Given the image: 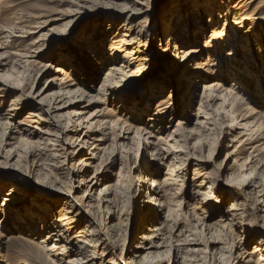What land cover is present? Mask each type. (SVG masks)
<instances>
[{"label":"rangeland","instance_id":"1","mask_svg":"<svg viewBox=\"0 0 264 264\" xmlns=\"http://www.w3.org/2000/svg\"><path fill=\"white\" fill-rule=\"evenodd\" d=\"M254 10L257 14L260 12L261 16L258 18H263L264 0H0V44L3 46V50H0V57L3 58L0 59V63L2 62V66L7 65L0 68V88L5 90L0 93V112L4 116L0 119L9 123L0 130V134L2 131L7 133L3 138L0 135V205L4 203L3 198L6 194L11 191L17 192L11 197V205L9 203L3 208L0 207V221L12 216L10 218L12 221H2L3 224L0 225V233H3L5 243L2 250L5 256L3 264H20L24 260H28L29 264H36L32 253L40 246L38 243L40 237L47 232L37 235V231H41L44 225L54 226V221L67 209L77 215L76 219L82 221L81 224L73 227L62 224L63 229L70 227L67 235L75 242L78 240L75 239L78 227H82L87 219H92L93 215L90 211H94L96 221L104 224L101 237L105 243L109 241L108 238H114L111 240L117 245L115 250L117 264H126L125 261H120L122 254L127 260L131 261L134 258L132 253L144 231L146 232L150 227L160 229L165 225L171 227L170 229L177 225L183 239H196L203 244L199 247L204 252L196 255V258H189L187 264H203L204 261L205 264H231L229 259L232 250L235 255L234 264H242L240 261L243 260L238 257L246 251H251L254 243L247 245L245 251H242L238 242L244 241L245 235L242 233L244 231L233 224L231 227L228 220L221 218V213L228 211L235 201L234 195L237 194L235 203L247 204L245 208L249 215L244 216L245 223L252 221L251 224H254L255 215L250 213L254 212L252 209L261 198L255 194L256 184H251L249 188L251 180L240 183L231 182V179L247 173V168H242L245 160L247 162L250 160L248 163L250 168H258V175L264 173V166L261 165V161H264V152L255 153L251 149L253 146H246V152L243 151L239 144L243 129L238 124H244L246 121L239 119L238 124L231 123V116L222 109L219 111L222 103L220 100L207 101L205 111L209 116L199 115L198 109L205 84L210 85L209 83L221 80L217 77V69L212 68L213 62H209L208 55L205 54L204 57L201 56L189 64V69L195 68L199 63L209 62V67L213 69L212 74L215 75L212 78L207 76L211 78L207 83L200 81L194 86L193 83L190 86L179 85L178 80L172 79L171 75L178 69L182 60H173L174 56L170 55V51L163 52L169 38L163 31L169 26L176 28L177 44L180 48L186 49L184 52L190 53L200 47L204 50L211 48L213 52V47L205 48V44L211 40L214 29L224 26L221 30L224 34L216 38L212 46L221 49L227 46V50H234L232 58H235V61L230 58L223 63L226 65L232 62L235 71H239V74L245 73V80L239 79V84L242 85H237L236 78L233 80V75H227V82L222 84L227 88L236 87V90H244L243 92L252 94L257 80L261 81L264 89V20L261 23L260 20L255 19V23L246 19ZM209 14L212 17H209ZM227 19L230 21L227 22ZM124 23L139 30V37L143 43L141 47L138 46L141 51L138 54H147L152 61H143L147 72L143 74V69L137 71L139 78L126 77L130 75L128 68H124L127 73L125 77L120 78V74L115 75L117 79L119 77V81L115 87L112 85L113 94L107 96L105 101L103 95L99 94V89L109 73L111 64L117 67L121 65L124 53L117 51L115 59L118 60L111 62L110 46L119 39L121 31L124 32L122 27ZM213 23L217 26H213ZM246 31H251V34L246 35ZM190 33H202L203 36L198 40L197 45L192 43V38L188 39ZM39 45L44 47H39L42 52L38 60L20 58ZM133 45L136 47V44ZM168 57L172 59L169 60ZM69 58H73L77 64L75 70L67 68L71 80L73 79L74 83L93 98L86 97L81 101L82 103L78 100L75 105H69L70 108H64L59 112L54 109L48 114L46 111L52 100H54L52 103L57 102L59 107L68 105V100L65 99L59 104L61 99L56 101L55 96L59 93L61 81L67 80L60 75L57 77L56 70L64 67V62ZM180 58H183L182 54ZM249 58L253 65L246 68L244 63ZM18 60L23 62L19 71L25 72L22 77L24 78L22 88L13 82L14 79H2L5 75H10L12 66ZM127 60L131 61V58ZM131 65V68L135 69L138 63L133 60ZM86 66L87 78L75 75L79 69L81 73V69ZM181 78L182 75L179 79ZM82 79L85 81L82 82ZM24 85L26 87L21 90ZM154 86L156 88H153ZM193 94L195 98L190 99ZM114 96L118 100L127 99L131 103L127 106L128 109L125 104L122 108L120 102L114 103L112 99ZM169 96H172V100L168 99ZM18 97L17 106L14 107L18 108L17 111L8 112L14 109V99ZM192 99L193 105L189 103ZM257 99H261L259 104L255 103L251 106L264 114V96L262 98L259 94ZM164 100L171 102L168 106L164 104L167 106L165 112L171 115L170 110L173 109L174 114L166 117L168 122L167 120L163 122L162 134L158 130H153L147 121L157 113L158 105ZM132 106L137 108V111L130 115L127 112L134 111ZM124 108L127 111H124ZM42 109L45 112L41 111ZM143 109L146 111L141 114ZM238 109L242 115L247 112L244 111L243 106L239 105ZM229 110L230 108L227 111ZM30 111L39 114L41 120H37L38 123H33L28 117ZM11 113H14V116ZM199 119L201 122L198 121ZM106 120L108 122L119 120L136 130L153 132L154 137L143 141L140 147L135 134H122L119 128L117 130L116 127L110 128V125H105ZM178 123L181 129L177 133L175 129L179 128ZM196 123H204V125L197 126ZM90 125L92 132L89 131ZM173 132L175 133L172 139L179 140V143L185 147L182 151H175L186 159L182 166V170L186 169L185 180L182 182L183 187L179 194L181 206L177 205L174 208L176 214L174 213L170 222H168L167 209L160 210L158 220L154 218L149 220V210L159 209L147 206L149 188L153 184H147V190L141 191L138 177L147 170H150L149 175L151 172H157L156 185H161L163 188L162 183L169 171L168 162L163 163L157 159L154 150L160 135L166 138ZM128 137L132 140L125 142ZM48 139L52 141L49 143ZM172 139L168 138L169 145L174 144ZM121 143H126V149ZM257 146L259 144L255 145ZM160 147L163 153L171 152L168 146ZM185 152H188V157L184 156ZM194 167H200L211 175L213 193L223 194L221 202L214 200L209 185L205 184L208 180H204V184L198 188L202 178H194ZM73 171L75 175L71 185H66L68 175ZM255 181L262 186L260 191L264 190V176H260ZM111 188L115 189L116 193L106 200V192ZM169 189L171 188L167 187L166 190ZM169 194L161 200L162 203L168 204ZM263 195L264 193L259 196ZM103 200L114 202L112 211L107 209L109 205ZM88 205L92 208H88ZM5 213H9V216H5ZM256 214L259 216L256 220L258 226L263 225L264 207L261 206V211ZM34 221L35 232L30 229ZM227 223L228 225L225 226ZM108 226L111 231L106 232L105 228ZM256 228L257 232H261L260 227ZM207 231H211L210 236ZM109 234L113 236L109 237ZM213 240H220L222 244L215 245L214 248L211 243ZM50 242L51 240L49 244ZM233 243H236L238 249H232ZM164 246L161 252L163 254L168 244ZM206 246H209V249H206ZM223 247L230 249L223 251ZM224 253H227L226 258H228L225 261L221 258ZM174 257V252L169 253L168 256L163 255L162 259H165L163 264H176ZM211 257H216V260H212ZM177 262L183 263L182 260Z\"/></svg>","mask_w":264,"mask_h":264},{"label":"bare ground","instance_id":"2","mask_svg":"<svg viewBox=\"0 0 264 264\" xmlns=\"http://www.w3.org/2000/svg\"><path fill=\"white\" fill-rule=\"evenodd\" d=\"M259 13L257 14L256 10H254L251 13L250 17L246 18V19L253 20L255 23H256V20H260V22L262 23L264 20V17L258 18V16H261ZM209 17H212V15H210ZM181 21H180V23L182 24ZM229 21L230 20L227 19V22H229ZM260 22H259V24H260ZM231 23H233V22H231ZM126 24L127 23H124L122 25V27L124 28V32L121 31L122 33H121V36L119 37V39L115 40V42H113L114 44H112L110 46L111 62L118 60V59H115V55L117 54V51L123 52L124 55H123L120 67H117L113 63L111 64L109 73L105 77V79L103 81V85L99 89V94L103 95V98L105 101L107 100V96H111L113 94L112 89H111L113 87L112 85H114V87H115V85L119 81L118 80L119 77L117 76L118 77V79H117L115 77V75L120 74L121 75L120 78L122 76L125 77L126 72H125L124 68H126V69L128 68L130 75L126 76V77H128L130 79L131 78L132 79L139 78L140 75H138L137 71H140V69H143V72H142L143 74L145 72H147V67L143 65V64H145L143 61H146V62H147V60L152 61L150 59L149 55L138 54L140 51L138 46L141 47L142 43H143V41L140 40V37H139L140 32H139V30H135L133 28V26H131V25L129 26V24L128 25H126ZM213 26H217L216 23H213ZM223 27L224 26H222V28ZM167 28L168 29H165L163 31V33L167 34L169 38L167 40L166 46H164L166 48H164L163 52H169L170 51V55H172V57L174 56L173 60H177V59L182 60V62L178 65V69L174 70V72L172 73V75H171L172 79L178 80L177 83H179V85H182V86L183 85L184 86H186V85L190 86L191 83H193L192 86H194V84H198L200 81H202L201 83H207L209 81V79H211L215 75V74H212L213 69H211V67H209V65H210L209 62H213L212 68L216 67L217 73H218L217 77H219L221 79L220 81L212 82V84L209 83L210 85L205 84L204 93L200 99V106L198 109L199 115L204 114L206 116H209L207 111H205V107H206L205 104L207 101H212L215 99L220 100L222 103H221V106L219 108V111L222 109L225 112H227V114H229L231 116V119H232L231 123H237L239 121V119H245V121H246L244 124H238L237 123L238 126H242V129H243V131L240 135L241 139L239 140L240 147L242 146L243 151L246 152V150H247L246 146H253V148H251V149H253L255 153L264 152V114L258 112L255 108H253L251 106L252 104H255V103H256V105L259 104V101L261 100V99H257V98H259V94L263 98V96H264L263 84H261V81L257 80L255 90H253L252 94L245 93V92H243L244 90H236V87L227 88L226 86H224L222 84L225 81L227 82V79H226L227 75L228 76L233 75V77H234L233 80L236 78L235 80L238 83L237 85H242V84H239V79L242 78L241 80H245V73L239 74V71H235V66L232 62H230L228 64L226 63V65L223 63V62H227L230 58H231V60L235 61V58L234 59L232 58L233 54H234V50L233 51H231L229 49L227 50V46H226V48L221 46L226 50H224L223 48L222 49L216 48L217 46L216 47L212 46L216 42V38H218L224 34L223 31L221 32L222 28L220 27V28L214 29L212 32V36L210 38L211 40L205 44V48L213 47V52L211 51V48H210V50H208V49L204 50L200 47L198 49L192 50L190 53L184 52V50H186V49L180 48L179 45L177 44L178 38H176L175 32H177L178 30H176V28H174L172 26H169ZM129 32H130V34H129ZM245 34L249 36L251 34V31L250 32L246 31ZM137 36L139 38H136ZM202 36H203L202 33L201 34L190 33L188 39L192 38V41H193L192 43L197 45L198 40H200ZM144 42L147 43V41H144ZM116 43H118L119 45L117 46ZM35 44H38V42L37 43L35 42ZM133 44H136V47H134ZM40 46H42V45L37 46L38 48L34 47L33 48L34 50H31L32 52H30V53L28 52V53H26L25 56H20V58H22V59H26V58L31 59L32 58V59L38 60L41 57V52H42L40 49L41 48ZM124 46H127V47L125 48ZM42 47H44V45ZM0 50H3V46L1 44H0ZM111 50L113 51V53H111L112 52ZM31 53H33L34 55L30 56L29 54H31ZM181 54L183 55V58H180ZM205 54L208 55V56L206 55L208 57V59H207L209 61L208 63H205V62H203L202 64L199 63V65L196 64L197 66L195 68L191 66L192 68L189 69V64L193 63L194 61H196L201 56L204 57ZM126 58L127 59L131 58V61L127 60ZM0 59H3V58L0 57ZM167 59L171 60L172 58L168 57ZM133 60H134V62L138 63V66H136L135 69L131 68L132 67L131 64H132ZM105 61H107V60H105ZM105 61H103V62H105ZM250 61H251L250 58L245 60L244 65L246 68H248L250 65H253V63H250ZM19 62H20V64H19ZM103 62H102V64H104ZM1 63H0V68L7 66V65L2 66ZM26 63H28V62H26ZM35 63L36 62H34V64ZM21 64H23L22 60H20V61L18 60V62H16L15 65L12 66L13 70L10 73V75H5L4 77H2V79H4V78L14 79L13 82H15L18 87L23 86L24 78H22V77H23L25 72L22 73L21 71H19L20 69H22ZM64 64H65L64 67H59L56 70V75H57V77H59V75H60V77L63 76L65 78H67V80H69V81H67V80L61 81L59 93L58 94L56 93L57 95L55 96V98H57L56 101L61 99L60 103L58 101L59 104H62L64 102V99L68 100V105L66 107H64V106L59 107V105L56 104L57 102L55 101L56 103H52L54 101V100H52L48 106V110L46 111V113H48V114H51L54 109H55V111L59 112L64 108H67V107L70 108L69 105H75L76 103H78L77 102L78 100H79V102H81V101L85 100L86 97L87 98L92 97L89 95V93H87V91L82 89V87H79V85L77 83H74L73 79L71 80V75L69 73H67V68H70V69L73 68L74 69V67L77 66V64H75V60L73 58L72 59L69 58L68 60H66L64 62ZM30 65H31V63H30ZM84 66L85 65H82V67H84ZM85 68H86V70H85ZM85 68L83 70L81 69V71H80L81 73H79L80 69L79 70L76 69V72H77V70H78V72L75 73V75L80 76V78L81 77L87 78V76H88L86 74L87 70H88L87 66ZM233 69H234V71H232ZM223 72H224V74L222 75ZM75 75H74V77H75ZM181 75H182V78L179 79ZM238 75H239V77H238ZM207 76L211 77V78H208ZM249 80H248V82H249ZM81 81L83 82L85 80L82 79ZM3 86H6V85L3 84ZM53 86H50V87H53ZM25 87L26 86L24 85L23 89H21V90H24ZM153 88H156V86H154ZM237 89H239V88H237ZM1 91H5V90L0 88V93H1ZM236 91H238V92H236ZM193 96H195V94L191 95L190 99ZM92 98L90 99V101L93 100ZM193 98H195V97H193ZM52 99H54V98H52ZM112 99L114 100L113 101L114 103L116 102L119 104V102H120V107H122L125 104L127 109H128L127 106L129 104H131L130 102L127 101V99L126 100H123V99L118 100L115 96ZM168 99L172 100V96L171 97L169 96ZM18 100H19V97L14 99L13 108L15 106H17L16 102H18ZM166 101L167 100H164L162 102V104L158 105V107H157L158 109L156 111L157 113H155L154 116H151L149 118V120L147 119L148 120L147 122L150 123V126L153 128V130H155V131L158 130L160 133L163 132L162 125H163V122H165L167 120L166 117H168V116L171 117L174 114V111L172 108H171L172 110H170L171 115H168V112H165L164 109H166L167 106L171 104V102H166ZM127 102H128V104H127ZM189 103H191L193 105V103H194L193 99L190 100ZM164 104H166L167 106L166 105L164 106ZM54 105H56V107H54ZM239 105L244 107V111L245 110L247 111L245 113V115H242L239 113V109H238ZM161 106H164V107H161ZM132 107H131V109H132ZM228 108H230L229 111H227ZM16 109H18V108L16 107L14 109H10V110H8V112H16L17 111ZM136 109L137 108H134V111L128 110L129 112H127V113H130V115H131V114H133V112L137 111ZM41 111H44V110L42 109ZM124 111H127V110H125V108H124ZM145 111H146L145 109L141 110V114H143ZM35 112L30 111L28 113V117L31 118L32 122L36 124V123H38L37 120H41V118L39 117V114L35 113ZM11 114H12V116H14L13 115L14 113H11ZM8 115H10V114H8ZM2 116L3 115L0 112V118H2ZM198 117H201V116H198ZM136 118H137V116H136ZM248 119H250L251 121H249ZM0 120H2V121H0V130L2 127L5 128L6 125L7 126L9 125V123L5 122V120H3V119H0ZM106 121L108 122V120H106ZM198 121L201 122L200 119ZM107 122L104 124L110 125V128L116 127L117 130L119 128V130H121L122 134L123 133H127L126 135L135 134V137H136L135 139H137L139 141L140 147L142 146L143 141L148 140L149 137L150 138L154 137L153 132L147 133L146 130L145 131L138 130V129L136 130L135 128H133L131 126H127L126 123H121V121H119V120L114 121V122H108V124H107ZM167 122H168V120H167ZM198 125L202 126V125H204V123H201V124L198 123L197 126ZM178 126H179V128L177 130L175 129V131L177 133H178V130L181 129L180 123L177 124V127ZM91 127H92V125H90L89 131L92 130ZM112 130H114V129H112ZM174 133L175 132L168 135L166 138L161 137V135L159 134L160 136L157 139L158 144H156L157 147H156V150H154L156 152L157 159H159L163 163L168 162V168H169L168 170L169 171H168V173H166V175H165L166 178L164 179V181L162 183L164 190L161 187V185H156L157 183H156L155 177H156V175H158L157 172H154V173L151 172V174L149 175L150 170H147V172H142V176L138 177L140 179L138 181L141 183L139 185L140 186L139 188L141 189V191H144L146 189L147 184H149V183L153 184V186L149 188L150 194H149V198L147 201V204H148L147 206L149 208H150V206L154 207V208L158 207L159 209H157V210L150 209L149 210V212H148L149 218H150L149 220H151L152 218H154L155 220H158L160 218V214H159L160 210L161 209H163V210L167 209L168 210V222H170L174 216V213L176 212V210H174V208L177 207V205L181 206L182 201L180 202L179 194H180L181 189L183 187L182 182L185 180L186 169L182 170L183 169L182 166L184 165V162L186 159L182 158L183 156H180V154H176L175 151H177V152L182 151L185 147L183 146V144L179 143V140L172 139ZM0 135H2V138H3V136L7 135V133L5 131H2V133ZM145 137H146V139H145ZM168 138L172 139V141H174V144L172 143L169 145ZM125 140H126L125 142H127V141H130L132 139H130L128 137ZM51 141L52 140L48 139L49 143ZM100 142H101V140H100ZM121 144H123L122 145L123 148L126 149V143H121ZM257 144H259V146L255 147V145H257ZM84 145H87V144L84 143ZM161 145L168 146V150H170L171 152L169 153L167 151V152L163 153V149H162V147H160ZM184 156L188 157V152L187 153L185 152ZM254 157H256V156H254ZM249 161L247 162V160H245V162L243 161L244 163L242 164L243 169L247 168V173H242V175L241 174H240V176L238 175L239 177L232 178L231 182H240L241 181V182L247 183L248 181L251 180L250 184H249V188H251V184H254V183L256 184L255 186L253 185L257 191L256 193L254 191V193L257 194L258 197H261V198L258 199L257 204L254 205L255 208L252 209V210H254V212L250 213V215L251 214L255 215L253 217V218H255L254 219L255 222H254V224H251L252 221L250 223H247V224L245 223L244 216L246 214L249 215L247 209L245 208V206H247V204L235 203L236 199L238 198V197H236L237 194L234 195L235 197L233 199H235V201L232 203L231 207L228 208V211L226 213L225 212L221 213V218L228 220V222L231 223V224L229 223L231 227L233 224V225L238 226L239 228H242V230L244 231V232H242L243 235H245L244 241L238 242L239 244H241L242 251H245V248L247 245L254 243V247L252 248L251 251H246L243 253V255L240 254V256H239L240 258L238 257V259L243 260V261H240V263L242 262V264H264V223H263V225L258 226L259 224H257V222H256V220L259 219V216H257L256 213L261 211V206L264 207V195L259 196L260 194L264 193V190L260 191L262 186L260 185V183H258V181H255V180H258V178L260 176H264V173L261 172L258 175V168L257 169H255V167L250 168V166L248 165ZM261 165L264 166V161H261ZM193 172H194L193 175H194L195 179L202 178V183L198 185V188L204 184V180L205 181L208 180V182H206L205 184L209 185V188L211 189L213 197L215 198L214 200L216 202H221V200H223L222 199L223 194L217 195L218 193H213V191H214L212 188L213 179H211V175L209 173L205 172L204 169H200V167H194ZM74 175H75V171L70 172V174L68 175L69 176L68 182H65L66 185H69V184L71 185V182H72L71 180L74 178L73 177ZM174 186H178V187L175 188ZM167 187H169L171 189L166 190ZM173 188H175V189H173ZM89 191H87V192H89ZM115 193H116L115 189H112V188L109 189L105 195L106 200H109V198L111 196H113ZM168 193H170L169 194L170 199L168 200V204L162 203L161 200L164 199L166 196H168ZM15 194H17V192H15V191L14 192L11 191L10 193L6 194V196L3 198L4 203L1 204L0 207L3 208L4 205H7L9 203L11 205L12 204L11 203V200H12L11 197ZM69 194H70V192H69ZM90 199H91V201H93L92 197ZM224 200H225V198H224ZM246 201H247V199H246ZM103 202L108 204L109 207L107 209L112 211V206H113L114 202H110V201L106 202L104 200H103ZM89 205L87 206L88 208L90 207ZM167 205H169V206H167ZM259 206H260V208H259ZM91 208H92V206L90 207V209ZM4 211H6V210H4ZM93 212L90 211V213L93 215V218L89 219V220L85 219L86 221L83 224V226L78 227V234L75 236V239L76 240L78 239L76 242L71 240L67 235L70 227L69 228L67 227L68 229L67 228L63 229L62 224L64 223L63 224L64 226L69 225V226L73 227V225L75 226V225L81 224L82 221L80 219H76L77 215H74L73 212H69L68 209L65 210V213L61 217H59L57 220L54 221V226L53 225L52 226L51 225L50 226L44 225L43 228L41 229V231L38 230L37 235L43 234L44 231L45 232L47 231V232H46V235H44L43 237H40L41 240H40V242H38L40 246L38 247V249H36L35 252L32 253V256L35 260V263L36 264H117L116 259H115V250H116L117 245L115 244V241L111 240L113 237L112 238L110 237V236H113V234L110 235L111 233L109 232L110 234L108 236L110 237V239L108 238L109 241L105 243V240L101 237L102 236L101 230H102L104 224L101 221H96L97 219H96L95 214ZM2 214H3V212H2ZM10 214H12V212H10ZM4 215L9 216V213H5ZM10 218H12L11 215H10ZM10 218L9 219L5 218L2 221L3 222H7V221L9 222ZM247 219H249V218H247ZM2 221H0V225H1V223L3 224ZM10 221H12V220H10ZM32 223H34V224L32 225V227L30 229L32 231H34L35 228H33V226H36L35 221ZM227 225H228V223L225 224V226H227ZM72 227H71V229H72ZM256 227H260L261 232H257ZM155 228L156 227H153V229H152L150 227L148 230H146V232L144 231L142 233V236H140V238L138 240V244L136 246V249L132 253V256L134 258L131 261L123 258V254L121 256L120 261L121 262L125 261L126 264H163L164 263V261H163L164 258L162 259L163 255L166 254L168 256L169 253L174 252L175 253L174 258H176V262H174V263L178 264L177 261L182 260V262H183L182 264H187L189 258H196V255L204 252L203 250L202 251L200 250L199 246H201L203 244L199 240H196V239L190 240V239H186V238L183 239L182 238V232L179 233V226H177V225L172 229H170L171 227H169V228L166 227V225L161 227L160 229H155ZM157 228H159V227H157ZM105 229H106V232H107V230L111 231V228L109 226ZM207 232H209V231H207ZM203 233H205V232H203ZM2 234L3 233H0V264H3L4 259H5V256L2 253V250L4 249V245H5V243L3 242L4 239H3ZM34 234H36V233H34ZM49 234H51V235H49ZM208 235L209 236L211 235V231L208 233ZM160 236L162 239H160ZM166 237H168L167 238L168 242H167V240L165 241ZM49 240H51L50 244H49ZM98 242H100L99 245H98ZM211 243L213 244V246L215 248V245H219L221 242H220V240H216V241L213 240ZM165 244H168V246L166 247L165 254H163L161 252L165 248V246H164ZM235 244H234L232 249H235V248L238 249V247H236ZM124 247L125 248L127 247V242L124 245ZM125 248H124V251H125ZM205 248L209 249V246L208 247L206 246ZM227 248H224L223 251H225ZM229 249L230 248H228V250ZM105 251H106V255L104 256ZM123 253H125V252H123ZM230 254H231L230 256L232 258L230 257L229 263L234 264V261H235L234 250H232V252ZM226 255H227V253L222 254L221 258L222 259L224 258L223 261H225V259H228V258H226ZM160 259H162V260L159 261ZM211 259L215 261L216 257H211ZM63 261H65V262H63ZM170 262H172V260ZM205 263H206V261H204L203 264H205ZM20 264H29V261L24 260L23 262H20Z\"/></svg>","mask_w":264,"mask_h":264}]
</instances>
